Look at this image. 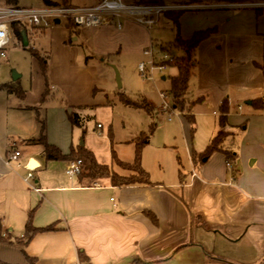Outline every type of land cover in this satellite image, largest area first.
I'll return each mask as SVG.
<instances>
[{"label": "crops", "instance_id": "obj_1", "mask_svg": "<svg viewBox=\"0 0 264 264\" xmlns=\"http://www.w3.org/2000/svg\"><path fill=\"white\" fill-rule=\"evenodd\" d=\"M64 1L65 5L60 1L63 7L73 9L92 8L101 2ZM238 1L123 0L129 5L187 7L179 10L178 18L183 41L198 32H214L195 52L188 88L196 101L184 100L187 114L181 115L179 128L169 126L160 147L153 145L152 136L142 152L141 166L151 186L116 188L109 180L68 178L67 162H47L41 146L28 144L38 138L39 125L26 109L29 106L22 103L26 92L11 88L21 90L23 97L15 95L20 101L0 107L2 236L22 240L27 221L37 230L52 226L55 231L37 234L20 247L0 244V264H28L26 258L34 264H80L79 253L88 260L82 264H134L136 260L150 264L264 263V110L255 111L250 105L254 100L264 103L260 70L264 66V9L258 17L255 12L264 6L255 0ZM171 12L151 28L115 19L111 26L77 30L70 45L64 42L72 37L67 28L51 30L50 76L64 90L66 106L57 104L41 113L48 145L63 155L79 145L80 134L74 136L76 129L72 130L67 114L82 104H99L94 98L97 87L110 84L106 78L99 83L96 68L135 69L146 60L143 52L149 45H171L175 39ZM164 31H169V45L159 43ZM43 33L35 37L44 38ZM18 42L22 46L21 38ZM169 48L170 57L179 53ZM53 71L60 74L61 83ZM223 100H227L229 114L222 129V152L199 162V154L220 131ZM187 118L193 121V133ZM102 129L96 124L97 131ZM178 130L180 152L174 147ZM87 138L83 146L95 161L110 166L112 147L106 139L101 137L102 141L93 144ZM11 144L19 158L6 166ZM31 162L36 164L33 169ZM227 162H231L230 170ZM28 171H32L31 180H26Z\"/></svg>", "mask_w": 264, "mask_h": 264}, {"label": "rangeland", "instance_id": "obj_2", "mask_svg": "<svg viewBox=\"0 0 264 264\" xmlns=\"http://www.w3.org/2000/svg\"><path fill=\"white\" fill-rule=\"evenodd\" d=\"M49 1L57 3V8L63 7L60 3L61 0ZM8 6H16L20 9L30 10L45 9L41 0H8ZM185 8L187 7H172L171 9L173 12L170 14L179 13V10ZM54 21L56 20L52 19L48 21L50 24L48 29H37L29 32L27 37L28 42L30 41V43L27 48H23L21 44L20 46H17L19 45V42L16 33L9 24L7 25L9 32L8 47L5 51V57L0 59V107L4 108L7 104H16L20 101L19 99L17 100L15 95L10 96L11 94H8L6 90L3 89L4 87L25 91V99L22 103L25 106L40 108V113L42 114L50 107L57 104H61L64 107L66 106L64 103L66 101L63 92L64 90L56 82L51 80L49 64L50 52L53 47L50 32L51 30L66 29L68 23L66 20H58L60 23L56 26L54 25ZM15 31L18 33L21 32L17 26L15 27ZM43 31V34H45L44 38L35 37L37 32L41 33ZM47 31H49L48 38L46 37ZM162 34L163 38L162 40H159L161 41L159 43L169 45L168 41H171V38L168 39L166 37L169 36V31H164ZM73 39L74 37L72 36L64 39V42L66 43L68 40ZM73 44H75V42H73ZM29 50L34 51L38 55V58L32 57ZM182 56L183 52L179 50L178 54L170 57V63H172V65L177 64L178 59ZM44 63L46 64L47 70L45 73L42 71ZM188 68H190L189 65ZM115 69L119 74L121 90H117L114 71L106 65H99L96 68L99 76V83L106 78V80L109 81L110 86L107 88H101V86L97 87L96 93H94V98L96 101H99V104H82L83 106H79L80 108H87L86 110L88 112L83 113L84 115L94 117V119H91L88 123H84V139L89 137L87 139H89V141L92 140L94 142L93 144H95L97 140L102 141L101 137H104L108 142L109 148L111 149L112 147L117 159L121 162L130 163L133 159V145H130V141L138 137L140 133H147L150 125L158 123L159 125H157L155 130L157 137L154 138V135L156 136L154 133L152 139L153 145L160 147L164 142L169 126L179 128L181 115L183 114L182 116L184 117L187 112H183V110L179 108H174L173 101L169 94L170 79L176 75V71H165L163 73L154 72L151 76L152 80H143L137 71V66H135V69L131 68L128 71L118 70L117 68ZM13 73L19 77L15 82L13 80ZM52 76H55V79L59 83L62 82L58 72L53 71ZM162 78L165 80L164 85L167 95V106L175 115L170 124L166 123L167 121L165 122L164 117L155 116L157 109L162 105L156 91L157 85L162 83ZM46 89L48 90V95L43 104L38 106L41 96L46 92ZM121 95H124L133 102H139L141 99L145 100L153 110L152 114L147 116L143 112H137L126 107L119 101ZM184 100L186 103L190 104H193V102L196 101L193 98L192 89L187 88ZM185 102L183 104V109L187 108ZM96 124H101L103 126L102 131L96 130ZM75 131L74 136L77 138L80 134V130ZM174 147H177L178 152L182 149V136L180 130L177 131ZM113 171L123 174V172L117 168H114Z\"/></svg>", "mask_w": 264, "mask_h": 264}, {"label": "trees", "instance_id": "obj_3", "mask_svg": "<svg viewBox=\"0 0 264 264\" xmlns=\"http://www.w3.org/2000/svg\"><path fill=\"white\" fill-rule=\"evenodd\" d=\"M44 8H54L57 7V3L51 2L49 0H41ZM219 4H238V0H217ZM256 3L264 6V0H255ZM62 4L65 5V1L61 0ZM62 5V6H63ZM264 8H258L255 10L256 16H260ZM182 12L176 14H170L172 17L173 28L175 31V39L173 43L169 46L183 52V56L178 59L177 64L172 65L170 62H166L164 65L167 68H174L176 70V76L170 79L169 85V94L173 101L174 108H179L183 110L184 96L188 88V82L191 77V69L195 64V52L198 49L199 45L210 38L213 35V31H205L195 33L189 41H183L180 37L179 23L178 18ZM172 15V16H171ZM69 31V35L73 36L75 34L74 28L68 24L66 26ZM44 30V29H43ZM67 44H72L71 40ZM30 51V50H29ZM32 57L38 58V55L34 51H30ZM188 65L190 68H188ZM262 74L264 75V66L260 67ZM42 71L46 72V66H42ZM8 94L18 95L23 97V92L21 90L12 91L10 88L4 87ZM48 95V90L41 96L39 105H42L46 96ZM119 101L124 104L126 107L131 108L137 112H143L147 116H150L153 110L149 107L145 100H139V102H133L126 98L124 95L119 97ZM255 111H263L264 103L261 100H254L250 104ZM27 110L33 112L36 121L39 125V135L35 140L28 141L30 145H37L42 147V156L47 162H78L81 166L80 175L77 177L79 180H88V181H99V180H109L110 185L116 188L122 187H133V186H151L149 181V175L143 170L141 166L142 152L145 147L148 146L154 131L157 127L156 124L149 126L147 133H140L138 137L133 139L130 143L133 144V159L130 163L121 162L117 159L114 151H111V165L102 166L99 165L94 156L90 151H88L84 146H71L69 153L63 155L57 148L50 146L46 142V123L45 118L40 113V108L38 107H26ZM87 108H72L67 114V121L70 124L72 130H80V140L83 142L85 136L84 123H88L94 117L84 115L83 113L88 112ZM220 118L219 126L220 131L212 143L205 149V151L197 157L199 162H203L208 159L214 153L222 152L220 149V142L223 136L225 135L222 132V129L226 125V118L229 114V108L227 100H223L219 107ZM188 123L191 126V133L194 132L193 121L191 118H187ZM114 168L119 169L123 174H119L113 171ZM146 216L151 220L153 224L156 225V220L147 213ZM55 229L50 226L42 230H37L33 228L30 224V221H27L24 227V238L22 240H11L10 238H5L2 236V230L0 226V244L1 245H16L24 246L28 241H30L34 236L40 233H50L54 232ZM28 264H34L32 260L26 258ZM78 261L80 264L88 262L85 256L78 254ZM134 264H150L136 260ZM264 264V263H261Z\"/></svg>", "mask_w": 264, "mask_h": 264}, {"label": "built area", "instance_id": "obj_4", "mask_svg": "<svg viewBox=\"0 0 264 264\" xmlns=\"http://www.w3.org/2000/svg\"><path fill=\"white\" fill-rule=\"evenodd\" d=\"M171 8L160 6L129 5L123 0H101L99 4L92 8H45L41 10L20 9L16 6H8V0H0V59L5 57V51L8 47V27L9 24L16 33L17 40H20V34L15 31L17 26L27 34L37 29H48L49 20H66L75 31L81 29H95L104 26H111L115 19H124L133 24L151 28L155 26L159 19ZM60 23V22H59ZM167 46L149 45L144 50L143 56L146 60L137 65V71L143 80H152L154 72L163 73L167 70L164 65L170 62V54ZM164 81L156 87L157 94L162 105L157 109L155 116H162L165 122H171L175 116L167 106V95L165 92ZM100 129V126H97ZM14 144L9 146V152L6 157V166L17 163L19 152L15 151ZM226 168L231 169V162L226 163ZM81 166L78 162H70L65 170L68 178H77L80 175ZM32 179V171H28L26 180Z\"/></svg>", "mask_w": 264, "mask_h": 264}, {"label": "water", "instance_id": "obj_5", "mask_svg": "<svg viewBox=\"0 0 264 264\" xmlns=\"http://www.w3.org/2000/svg\"><path fill=\"white\" fill-rule=\"evenodd\" d=\"M54 25H59V21L56 20L54 21ZM21 32L19 33L20 34V38H21V41H22V47L23 48H27L28 47V39H27V36L25 34V32L23 30H20ZM110 68L114 71V74H115V83H116V86H117V90L120 91L121 90V82H120V78H119V74L117 72V70L114 68V66H110ZM18 79V76H16L14 73H13V80L16 81ZM162 81H164V79H162ZM79 146H83V142L80 141L79 142ZM31 169L35 168L36 167V164L34 162H31V165H30Z\"/></svg>", "mask_w": 264, "mask_h": 264}]
</instances>
